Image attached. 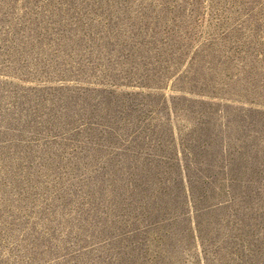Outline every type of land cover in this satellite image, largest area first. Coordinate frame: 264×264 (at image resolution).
<instances>
[{"label":"rangeland","instance_id":"rangeland-1","mask_svg":"<svg viewBox=\"0 0 264 264\" xmlns=\"http://www.w3.org/2000/svg\"><path fill=\"white\" fill-rule=\"evenodd\" d=\"M0 264H264V0H0Z\"/></svg>","mask_w":264,"mask_h":264}]
</instances>
